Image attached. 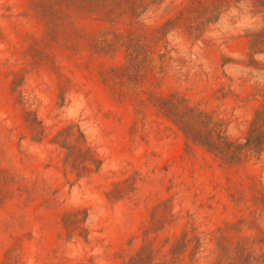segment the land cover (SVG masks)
I'll use <instances>...</instances> for the list:
<instances>
[{"label": "rangeland", "instance_id": "374dc122", "mask_svg": "<svg viewBox=\"0 0 264 264\" xmlns=\"http://www.w3.org/2000/svg\"><path fill=\"white\" fill-rule=\"evenodd\" d=\"M41 1L0 0V264H264V149L224 161L177 114L246 140L264 119L249 35L263 15L239 0H123L114 21L76 20L118 38L94 52L50 38ZM203 6L220 14L193 33Z\"/></svg>", "mask_w": 264, "mask_h": 264}, {"label": "trees", "instance_id": "16d2710c", "mask_svg": "<svg viewBox=\"0 0 264 264\" xmlns=\"http://www.w3.org/2000/svg\"><path fill=\"white\" fill-rule=\"evenodd\" d=\"M46 3L42 0L39 3V12L46 18V34L56 39L62 36L72 38L77 44L80 38H85V43L94 52H110L116 49L117 39H101L97 35L87 37L83 28L76 24L79 18L95 17L97 19L114 21L124 13H128L123 0H54ZM246 1L252 8V15L262 14L263 17L256 23L257 26L249 29L252 37L251 48L254 52H264V0H239ZM61 4V5H60ZM65 5V8L63 7ZM202 14L195 19H190V30L194 33L203 30L207 23L218 18V9L210 6L201 7ZM217 14V15H216ZM63 16L65 21H58L52 18ZM183 16V14L181 15ZM169 21L162 29L167 28ZM119 36V35H118ZM74 38V39H73ZM176 106L172 104L169 112L176 113ZM180 115L181 127L187 136L196 143L205 145L209 150L216 153L224 161L235 163L244 161L251 153H260L264 149V119L259 118V111L251 122L245 141L233 140L224 131L221 125L214 121L210 114L200 113L198 119L189 116V113ZM203 117V118H202ZM64 146H68L64 143ZM133 258L128 264H135ZM138 264V263H137Z\"/></svg>", "mask_w": 264, "mask_h": 264}]
</instances>
